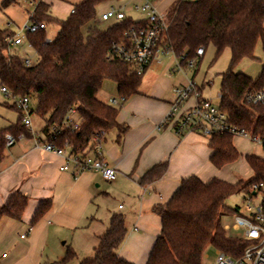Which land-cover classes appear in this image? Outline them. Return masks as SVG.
Wrapping results in <instances>:
<instances>
[{
    "label": "trees",
    "instance_id": "trees-1",
    "mask_svg": "<svg viewBox=\"0 0 264 264\" xmlns=\"http://www.w3.org/2000/svg\"><path fill=\"white\" fill-rule=\"evenodd\" d=\"M112 0H82L64 21L48 15L49 6L40 2L33 19L36 22L57 24L56 38L47 42L46 31L28 34L36 63L26 65L24 59L11 52L9 39L15 33L0 26V86L14 97L36 99L33 111L45 121L43 134L47 142L60 149L70 148L72 154H84L95 135L105 136L114 129L122 133L126 127L118 122L119 107L98 99L105 83L113 82L120 97L126 101L139 94L143 74L134 65L114 54V47L127 44L126 33L132 28L145 26L147 21L127 17L115 21L105 30L92 25L97 7ZM12 0H5L2 8ZM167 30L162 33L160 45L175 54L187 69L188 60L197 58V50L213 46L216 59L225 50L231 51L230 66L220 74V109L228 121L252 136L264 137V105H252L246 94L264 89V60L259 76L252 78L235 68L243 60H255L259 41L264 44V0H175L166 14ZM87 27V35L84 28ZM198 63L194 71L197 69ZM201 91V88H199ZM78 110V128H63V121L72 108ZM20 113L18 123L0 131V162L6 151V134L30 136ZM214 152L213 165L221 169L236 162L240 153L234 146V137L215 134L209 139ZM246 161L254 178L246 184L213 178L208 182L196 176L189 177L164 205L153 212L162 220V230L147 264H202L208 247L239 257L248 246L241 236H232L224 230L222 219L235 215L237 207L226 205L227 199L240 190L247 191L255 183L264 182V158L247 155ZM167 164L154 166L141 180L152 183L166 172ZM28 198L13 193L0 207L3 218L20 221L27 208ZM51 208L45 201L36 211L35 225ZM127 228L122 215H113L108 230L100 237L94 255L79 264H133L119 256L126 239ZM77 258L68 248L63 259L52 264H70Z\"/></svg>",
    "mask_w": 264,
    "mask_h": 264
},
{
    "label": "crops",
    "instance_id": "crops-1",
    "mask_svg": "<svg viewBox=\"0 0 264 264\" xmlns=\"http://www.w3.org/2000/svg\"><path fill=\"white\" fill-rule=\"evenodd\" d=\"M4 1L0 0V11L10 22L0 20V26L17 34L14 25L21 30L29 23L26 18L16 14V0L2 8ZM54 1L40 2L49 6L48 15L58 21L66 20L73 12L74 5L68 9L67 16L59 20L53 14ZM34 12L30 14L32 23L35 21ZM13 48L19 47L11 48L13 54L19 55ZM26 56L29 57L27 52L22 58ZM34 57L36 59L35 52ZM161 58L147 70L163 69ZM172 72L181 73L174 70ZM197 72L198 69L194 71L193 80ZM182 75L186 77L185 82L176 81L166 89H157L155 86L145 91L139 88L138 95L119 107L117 119L126 130L124 133L118 129L111 130L101 143L104 161L117 172V178L113 182L106 181L98 172H83L75 177L72 171H61L66 158L42 148L47 139L43 133L35 131L36 126L31 120V135H23L13 146L6 147L5 156L0 162V207L15 192L28 198L27 208L20 221L3 218L0 222V264H52L63 259L68 248L73 249L77 257L82 253L94 254L113 215L124 216L127 228L119 256L133 264H147L162 230V220L153 209L168 203L183 180L196 176L204 182L218 178L236 183L224 178L221 175L222 168L218 169L213 165L214 152L209 147L208 138L198 132L180 136L171 126L160 128L169 111L173 86L185 85L188 81L187 75ZM207 85L205 81L201 86L197 85L201 88L204 99ZM114 87L117 90L116 85ZM219 97L221 98L220 93ZM110 98H119L118 92L117 96H110L105 103L109 104ZM193 103L191 100L187 106ZM31 109L32 115L36 108L31 105ZM0 110L2 114L6 109L0 107ZM3 115L5 114L0 116V131L16 125ZM244 142L252 144L248 139L234 137V146L239 151L240 158H244L248 165L246 156L255 155L251 150L254 146L250 145L251 149L247 150L237 144ZM257 148L256 156L264 158V153L261 154L260 148ZM70 153V148H67L66 156ZM236 162L226 167L233 166ZM162 163L167 164L164 175L152 183L142 184V178L154 166ZM45 201L51 203L50 210L32 225L36 211ZM4 254L6 257L2 258Z\"/></svg>",
    "mask_w": 264,
    "mask_h": 264
},
{
    "label": "built area",
    "instance_id": "built-area-1",
    "mask_svg": "<svg viewBox=\"0 0 264 264\" xmlns=\"http://www.w3.org/2000/svg\"><path fill=\"white\" fill-rule=\"evenodd\" d=\"M144 6L136 7L146 13L147 24L130 29L126 33L127 44L114 47V54L123 61L134 65L138 74H143L147 69L169 50H165L160 45L162 33L167 30L166 15H159L154 0H144ZM126 18L122 10L111 8L101 16V21L111 20L121 21ZM143 21V20H142ZM40 30H47V25L43 22L34 21L32 24L25 25L21 32L26 31V35L21 32L9 39L11 47H21L27 45V48L33 49V46L27 40L28 34H34ZM52 40L47 39V42ZM205 54L204 47L197 50V58L188 60L187 69H185L180 60L176 57V67L174 72L179 71L187 75L188 71L196 68L198 59ZM26 65L32 64V58L26 56L23 58ZM1 91L9 98L16 100V107L23 115V124L31 131V99L28 96L14 97L6 87H1ZM171 103L169 111L160 125V128L171 126L177 135H184L189 132H198L202 136L211 139L215 134H229L233 137L248 139L253 145L259 147L264 152V137L252 136L246 131L237 128L228 121L227 114L220 107L214 105L210 100L202 98V93L194 80H188L185 85L176 84L172 88ZM245 99L252 105H264V89L253 91L246 94ZM193 100L190 106L187 104ZM126 102L124 97L110 98L109 104L120 107ZM78 110L76 107L70 109L63 121V128H78ZM23 134L13 136L6 134V146H13L18 140L23 138ZM103 136L95 135L91 139L90 148L84 154H72L66 156V149H60L55 145L46 142L42 148L47 152L66 158L65 164L60 168L61 171H72L74 176L83 172H98L108 181L113 182L117 178L115 168L110 167L103 159L101 150ZM39 146V145H38ZM246 198L242 205L237 208L234 215L235 221L232 228L241 231V236L248 242V246L239 257H233L225 252L216 249V259L214 264H264V182L255 183L246 191ZM260 197L259 204L254 203V199ZM229 226H224L228 233ZM229 234V233H228ZM25 238V236H22ZM6 255H2L5 258ZM206 253L203 259H206Z\"/></svg>",
    "mask_w": 264,
    "mask_h": 264
},
{
    "label": "rangeland",
    "instance_id": "rangeland-1",
    "mask_svg": "<svg viewBox=\"0 0 264 264\" xmlns=\"http://www.w3.org/2000/svg\"><path fill=\"white\" fill-rule=\"evenodd\" d=\"M17 3L14 5V10L16 14H18L21 18H26L27 22L32 24V20L30 19V14H32L37 6V4L41 0H16ZM82 2V0H55V8L53 9V14L56 18L61 20L65 16H67V11L70 8L71 5L77 6ZM175 2V0H154L155 6L157 7V11L159 15H166L167 12L170 10L171 5ZM145 1L144 0H112L105 2L101 5H99L96 9L97 16L96 20L93 22L92 25H95L99 30H105L109 27L110 24H112L114 21H108L103 22L101 21V16L103 13L107 12L111 8H115L117 10H122L127 17L132 18L134 21H142L147 19L146 13L142 12L141 10H137L136 7H142L144 6ZM0 20L5 22H10L7 16L0 11ZM56 20V19H55ZM14 27L17 29V33L21 32V30L14 25ZM58 32V26L57 24H47V39L54 40L57 36ZM84 33L87 35V27L84 28ZM21 34L26 35V31L21 32ZM15 52H17L21 58L24 56V53H28L29 57L32 58V64L36 63V59L34 57V50L27 48V45L25 44L23 48L19 47L13 48ZM255 60H243L236 68V72H242L250 77L257 78L261 72L262 63L264 60V44L263 41H259L256 47L255 51ZM175 54L172 52H169L166 56H162L160 62L163 69H150L145 72L143 75L141 86L140 88L149 91L153 89L155 86L157 89H161L166 87L168 88V85L170 86L176 82L181 81L185 82L186 77H184L183 73H176L174 74L172 70L175 69ZM231 61V51L225 50L222 55L216 59V50L213 46H210L206 50V54L204 58L201 61V64L197 67L198 72L194 78V81L197 85H202V83L205 81L208 85L204 89V97L206 99H209L212 101V103L216 106H220L221 100L219 97L220 93V83H221V76L220 74L227 71L230 66ZM193 71V70H192ZM194 71L188 73L187 77L188 80H193L194 77ZM105 84V86L100 90V92L97 94L98 99L107 102L108 98L110 96H117V90L115 89V84L113 82L108 81ZM112 85V86H111ZM16 100L13 98L7 97L0 88V105H8V106H0L5 107V111L2 114H5L3 116H6L11 121H14V124H17L20 113L18 108L15 105ZM31 105L33 108H36L37 100L32 99ZM1 110H0V116H2ZM31 120L33 121V125L36 126L35 131L42 134V130L45 126V123L43 119L38 116L35 112L31 115ZM238 139V138H237ZM238 146L242 149H251L250 145L246 142L237 143ZM254 148H252L253 154H257L258 148L257 146L253 145ZM260 153L263 154V150L259 149ZM258 156V155H257ZM221 175L224 178H228L229 180H232L233 182H240L247 183L250 180L254 178V175L252 171L250 170L249 166L246 164L244 158H240L233 166L229 167H223ZM247 194L245 190H240L230 196L227 201L226 205L235 208L240 207L246 198ZM260 197H257L254 199L255 204H259ZM235 221L234 215H228L223 217L222 224L224 226H229L231 229L228 231V233L232 236H239L241 234V231H236L232 228ZM206 259H203L202 264H214V261L216 259V249L212 247H208L206 249ZM94 254L86 255L84 253L79 254L77 259L72 261L70 264H78L79 260H82L84 258H90ZM204 257V255H203ZM46 264V263H41Z\"/></svg>",
    "mask_w": 264,
    "mask_h": 264
}]
</instances>
